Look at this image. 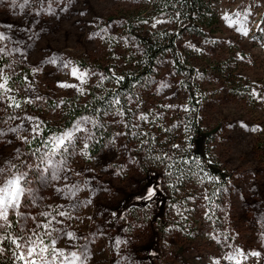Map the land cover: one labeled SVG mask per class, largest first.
Wrapping results in <instances>:
<instances>
[{"label":"rangeland","instance_id":"rangeland-1","mask_svg":"<svg viewBox=\"0 0 264 264\" xmlns=\"http://www.w3.org/2000/svg\"><path fill=\"white\" fill-rule=\"evenodd\" d=\"M141 2L0 0V76L7 78L10 89H0V167L15 165L12 173L27 174L18 209L25 218L9 210L7 234L14 237L55 217L50 227L59 231L44 237L45 242L55 239V248L69 257H58L56 264H264V155L255 145L261 128L240 126L260 125L264 112L227 94L218 75L210 72L206 77V88L216 92L211 105L202 108L201 129L218 125L205 147L207 159L227 173L221 183L209 174L197 173L180 183L167 169L164 178L156 170L144 172L134 156L139 144L128 133L138 130H128L116 110L104 118L116 122L114 139L96 155L88 152L94 124L88 115L55 135L72 133L62 147L55 140L50 147L49 137L46 144L29 148L40 132H33L36 124L64 126L72 103L78 105L95 86L98 64L114 59L122 64L123 56L139 47L126 31L125 17ZM215 6L216 35L222 40L212 50L213 59L226 58L227 42H233L250 55L234 70L249 75L259 87L264 80V0H251L248 6L244 0H215ZM21 69L29 75L18 80ZM73 69L78 70L76 76ZM81 73H86L82 80ZM171 80L166 77L165 83ZM167 85L162 90L151 82L143 93L158 95L164 103L184 97L181 88ZM148 126L139 129L146 134ZM180 135L176 143L183 141ZM195 143L202 150L203 136L197 135ZM165 189L173 200L165 204L163 218L154 219L151 213L158 212ZM144 198L146 209L126 210ZM45 212L52 216H41ZM0 249V264H22L16 259L20 250L10 240ZM73 252L79 260H72ZM48 255L51 258V248Z\"/></svg>","mask_w":264,"mask_h":264},{"label":"trees","instance_id":"trees-1","mask_svg":"<svg viewBox=\"0 0 264 264\" xmlns=\"http://www.w3.org/2000/svg\"><path fill=\"white\" fill-rule=\"evenodd\" d=\"M250 3L251 0H244L245 6ZM125 18L126 31L136 39L139 47L131 48L123 56V65L117 59L106 65L98 64L100 75L95 86L88 90L84 100L79 98L78 105L72 103L64 126L58 128L48 122L42 123L29 148L46 144L49 137L48 145L53 147L55 135L67 131L74 121L88 115L94 122L88 152L96 155L114 139L116 122L104 118L110 116L111 110H116L128 130H138L128 133L133 134L139 144L134 156L142 163L144 172L156 170L160 178H164L162 171L167 169L180 183L197 173H209L216 176L218 183L223 182L227 173L207 159L205 147L218 125L209 131L201 129L202 108L211 105L212 94L216 92L206 88V77L210 72L218 75L226 85L227 94L239 96L252 109L264 112V80L257 87V82L249 75L234 70L238 62L249 61L250 55L228 41V56L213 59L212 50L222 40L216 35L219 16L215 0H142L140 7L130 9ZM163 64L168 67L165 69ZM163 69L166 75H161ZM28 75V70L21 69L16 77L21 80ZM166 77L172 79L167 84L181 88L184 97L166 103L158 95L145 97L144 88L151 86V82L162 90L168 86ZM157 108L162 111L158 112ZM260 122V125L244 122L240 126L261 128L255 145L264 155V119ZM144 125H149L146 134L139 129ZM180 134L183 141L179 140L181 144L178 145L179 141L175 140ZM197 135L203 136L202 150L195 143ZM171 200L172 194L165 189L159 199L158 212L151 213L152 217L162 219L165 204ZM175 202L182 205L178 200ZM147 206L148 199L144 198L130 203L126 210L146 209Z\"/></svg>","mask_w":264,"mask_h":264},{"label":"snow or ice","instance_id":"snow-or-ice-1","mask_svg":"<svg viewBox=\"0 0 264 264\" xmlns=\"http://www.w3.org/2000/svg\"><path fill=\"white\" fill-rule=\"evenodd\" d=\"M246 34V33H245ZM72 74L76 76L78 74L77 69L72 70ZM86 73L79 74V78L82 80L83 76ZM0 80H3L0 83V89L4 91H10L6 87L7 78L0 76ZM63 87H74V85H61ZM19 107V104L15 105ZM29 119H32L29 117ZM39 124H36L33 127V132L38 133ZM78 130V126H77ZM72 133H65L61 137H54L57 146L62 147L65 139H70ZM87 147V145H85ZM15 168V165H10L9 169H5L4 167H0V244H2L5 240H10L12 244L16 246L18 250V255L16 257L17 260L21 261L22 264H56L57 258L62 257L63 260H67L69 257L65 255L63 250H59L55 248L56 240L50 239V243H46L44 237H52L53 232H58L59 230L53 227H50L52 221L55 220V217H52L48 223L39 224L37 223L35 228L28 229L25 232L23 229L20 233L14 237L9 236L7 234V229L11 227V222L9 221V210H12L16 213V215L21 216V218H25L22 213L18 211L21 205L22 197L25 195V187L24 184L27 183V174L24 172H20L19 174H14L11 172V169ZM152 192L148 193V197L151 198ZM60 216H65L67 213L60 212L58 213ZM41 216L48 218L51 217L52 214L50 212L41 213ZM35 221V217H32ZM56 223H60V221H56ZM40 229H44L43 232ZM71 236L72 234H67ZM119 244V241H117ZM52 250L51 258H49V250ZM2 250V249H0ZM73 261L79 260V257L75 252L69 254ZM252 255H259L257 252H253ZM232 256H229L228 259H232ZM63 260L61 264H63ZM216 264H219L217 261Z\"/></svg>","mask_w":264,"mask_h":264},{"label":"built area","instance_id":"built-area-1","mask_svg":"<svg viewBox=\"0 0 264 264\" xmlns=\"http://www.w3.org/2000/svg\"><path fill=\"white\" fill-rule=\"evenodd\" d=\"M207 174H209V173H207ZM209 175H211V174H209ZM212 176H213V178L215 179L216 182H219V180H216V176L215 175H212ZM214 264H216L215 261H214Z\"/></svg>","mask_w":264,"mask_h":264}]
</instances>
